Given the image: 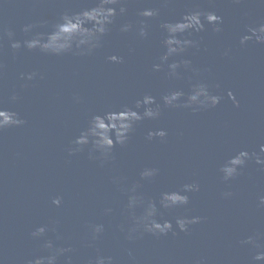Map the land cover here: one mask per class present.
Instances as JSON below:
<instances>
[{"label": "water", "instance_id": "obj_1", "mask_svg": "<svg viewBox=\"0 0 264 264\" xmlns=\"http://www.w3.org/2000/svg\"><path fill=\"white\" fill-rule=\"evenodd\" d=\"M95 0H0V25L22 38L20 28L29 22L48 21L46 31L63 11H79ZM199 6L223 18V31L211 26L193 34L199 49L186 55L197 73L179 69L181 78L165 71L153 72L151 65L161 51L162 20H179ZM127 11L118 15L102 46L91 55H43L21 50L15 57L7 37L0 49V104L18 112L23 126L0 131V264H27L46 252L41 241L31 238L38 225L59 221L55 233L46 238L59 246H71V264H88L97 252L111 255L114 264H253L250 246L240 245L245 236L258 233L264 244V208L257 197L264 195V169L249 163L230 182L220 179L219 164L241 147L256 149L264 143V44L254 41L241 47L239 35L247 25L264 21V4L258 0H128ZM159 7L157 18H147L149 35L138 39L121 33L124 22L139 19V10ZM230 49L228 55L224 50ZM123 57L122 63L107 60ZM37 71L32 81L19 78L21 72ZM219 83L214 89L224 96L213 109L193 113L183 108H162L157 120L140 122L125 146L116 145L113 158L102 166L88 158L87 151L70 155L71 140L86 126L92 113L122 105L133 106L145 92L159 99L169 90H188L189 78ZM232 91L239 106L227 97ZM16 92L19 100L11 104ZM79 96V101L73 99ZM166 128L168 136L147 141L149 129ZM145 166L159 169L152 180H140ZM119 178L118 183L113 179ZM140 181L145 196L197 181L200 190L190 194L188 206L165 211L176 215L203 217L188 233L154 237L143 234L125 239L120 225L127 223L124 188ZM231 191V198L221 193ZM61 196L59 207L52 205ZM106 207L111 214L104 215ZM103 223L105 231L90 240L89 225ZM129 250L131 255H129ZM59 264H66L60 257ZM259 264V262H258Z\"/></svg>", "mask_w": 264, "mask_h": 264}, {"label": "clouds", "instance_id": "obj_2", "mask_svg": "<svg viewBox=\"0 0 264 264\" xmlns=\"http://www.w3.org/2000/svg\"><path fill=\"white\" fill-rule=\"evenodd\" d=\"M239 3L240 0H233ZM128 0H95L90 7H82L79 11H63L58 18L48 26L46 31L40 30L48 25V21L29 22L23 24L20 31L22 38H16V33L5 29L0 25V49L3 48V39L6 36L8 48L13 57L21 50L27 52H39L43 55L61 57L65 55H91L102 46L104 36L110 31L118 15L122 16L127 11ZM168 3V0H165ZM264 4V0H258ZM139 19L135 22H124L119 26L121 33L132 32L138 39H146L149 35L147 18H157L160 15L159 7H148L138 11ZM211 26L214 33L223 31V18L215 11L203 10L194 6L193 10L184 13L179 20H162L159 23L161 29V51L151 65L153 72L165 71L170 78L179 79L182 73L179 69L197 73L192 67V60L186 53L190 49H199L200 40L193 38V34L205 30V25ZM254 41L264 44V21L255 25H247L239 35L238 42L241 47H246L248 42ZM230 49L224 50L228 55ZM109 62L122 63L123 57L115 54L107 57ZM3 63L0 62V72ZM40 74L35 71L21 72L19 78L23 81H32ZM219 83H209L207 80L189 78L188 90L183 88L169 89L163 92L159 99L145 92L134 101L133 106L122 105L119 108H109L102 113H92L87 120L86 126L82 127L78 134L70 142L67 151L70 155L87 151L88 158L98 161L102 166L106 161L113 158V149L116 145L125 146L137 125L144 120H157L161 115L162 108H183L193 113L215 108L224 99V96L214 89H219ZM227 97L233 105L239 106L232 91H227ZM73 99L79 101V96ZM9 103L14 104L19 100L16 92L10 94ZM26 123L25 119L15 110L6 108L0 104V131L10 127H20ZM168 136L166 128L158 127L149 129L145 139L152 141L159 139L163 142ZM249 163H254L264 169V143L256 149L249 150L241 147L228 155L218 166L220 179L230 182L240 176ZM159 169L145 166L139 171L140 180H152L158 174ZM114 183L119 178L113 179ZM140 181H135L123 191L126 193L124 210L127 223L120 225V231L125 239L132 241L143 234H151L154 237L173 236L177 232L188 233L190 226L198 224L203 217L198 215H176L171 219L164 215L165 211L184 208L190 203V194L198 192L200 185L193 180L185 182L178 187L162 190L154 198L145 196L139 191ZM231 191L221 193L222 198H231ZM258 208H264V195L257 197ZM52 205L59 207L62 197L57 195L51 199ZM112 209L106 207L104 215L111 214ZM59 221L50 224L36 226L30 233L31 238L41 241L40 248L46 252L44 255H36L27 264H59L60 257H64L66 264H71V257L67 253L73 251L71 246L62 247L54 243L53 239L46 238L48 232L55 233V240H61L62 236L57 231ZM90 240H97L105 231L103 223H92L89 226ZM240 245L250 246L252 250L251 262L264 264V244L259 243V234L253 233L239 241ZM129 255L131 251L129 250ZM88 264H114L111 255L97 254L90 258Z\"/></svg>", "mask_w": 264, "mask_h": 264}]
</instances>
